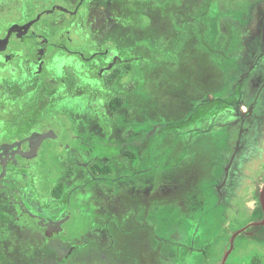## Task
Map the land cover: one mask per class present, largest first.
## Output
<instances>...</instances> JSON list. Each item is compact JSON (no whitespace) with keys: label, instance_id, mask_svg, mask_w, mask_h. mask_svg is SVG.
<instances>
[{"label":"flooded vegetation","instance_id":"af4514ba","mask_svg":"<svg viewBox=\"0 0 264 264\" xmlns=\"http://www.w3.org/2000/svg\"><path fill=\"white\" fill-rule=\"evenodd\" d=\"M152 1L0 0V264H179L186 222L222 195L220 162L257 147L264 0H215L218 33L205 17L201 41L159 33ZM144 25L157 33H130ZM215 70L217 97L194 82ZM209 134L236 145L197 164Z\"/></svg>","mask_w":264,"mask_h":264},{"label":"rangeland","instance_id":"374dc122","mask_svg":"<svg viewBox=\"0 0 264 264\" xmlns=\"http://www.w3.org/2000/svg\"><path fill=\"white\" fill-rule=\"evenodd\" d=\"M38 2L50 6L49 3L55 0ZM162 112L171 114L172 111L170 108L162 111L161 105ZM255 123L259 125L258 122ZM260 131L262 137L254 139L260 135ZM243 136L245 141V135ZM251 137V141L247 140L246 143L250 144L254 139L258 144L253 147L255 150L245 153L250 155L248 162L244 163L242 155L241 161L231 166V170L230 166L225 168L223 161L220 162L215 177L219 183L224 180L222 195L214 192L205 197L203 201L206 203L194 211L193 217L186 222L191 225L189 238L193 241L192 248L176 247L177 263L252 264L256 260L264 263V126H259L258 129L254 126ZM206 138L208 136L203 137ZM166 205L164 203L162 208ZM162 214L168 219L171 217L168 211ZM184 226H180L181 232Z\"/></svg>","mask_w":264,"mask_h":264},{"label":"trees","instance_id":"16d2710c","mask_svg":"<svg viewBox=\"0 0 264 264\" xmlns=\"http://www.w3.org/2000/svg\"><path fill=\"white\" fill-rule=\"evenodd\" d=\"M141 1H147V2H153L152 0H141ZM158 4H160L161 11L158 14V19L161 20H167V22H164V25L159 27L157 29V26L154 25H144L140 27H134V30H131L130 33H139V30H141L143 33H157V30L159 33H166V34H186V33H192V34H197L198 35V40L201 41V36L206 33V23L204 22V18L208 17V20H210V26L213 28V31H210L214 35H217V25H218V19H219V8L218 6L214 3L215 0L209 5L208 7V13L205 15L204 12H202L200 2L202 0H157ZM158 4H156V7L158 8ZM191 4V5H190ZM191 7V12L187 14V11ZM185 8L187 11L185 12ZM153 9V8H152ZM191 19L192 22H186L187 19ZM174 20V21H173ZM173 21V22H172ZM208 27V26H207ZM156 28L157 30H154ZM192 28V30L190 29ZM208 30H211L208 28ZM213 43L215 44L216 38H212ZM220 60H218L215 56H211V54L208 57V63L213 66L215 69L219 66ZM195 65V63H193ZM228 65V66H227ZM233 63L228 62L226 60V71L223 74V77L225 79L226 83L230 82H236L238 79L241 77V74L238 72H230L229 67H232ZM220 73H218L216 70L215 71H210L208 74V80L205 83L201 85V74H196L194 75V82H197L199 84L200 89L204 87L207 88L206 91L208 94H213L215 97L218 96V89L214 84H216L220 80ZM153 80V78L151 79ZM205 84V85H204ZM213 84V85H212ZM212 85V86H211ZM200 92V90H199ZM196 94L195 90V84H194V90H193V96ZM200 96V95H199ZM195 108V105L193 104V109ZM203 140V141H202ZM200 141L199 144L208 146V147H213V149L204 150V153H194L193 156V161L197 162V164H201L203 162L204 157H208L211 159L214 163H219V156L220 153H218V150H214L216 147L219 148L221 146H229V147H234L236 144V139H232L228 137V135H225L224 137V142L223 140L218 138L216 134H209L208 138L203 139ZM198 144V143H197ZM214 150V151H213ZM207 153V154H206ZM218 153V154H217ZM243 155L244 163L248 162L249 156L245 153H240L238 157L235 160V164L240 160L241 161V156ZM233 156V150L229 153L226 154L224 158L225 165H228L231 158ZM252 264H264L261 260H256Z\"/></svg>","mask_w":264,"mask_h":264},{"label":"water","instance_id":"95a60500","mask_svg":"<svg viewBox=\"0 0 264 264\" xmlns=\"http://www.w3.org/2000/svg\"><path fill=\"white\" fill-rule=\"evenodd\" d=\"M262 198H264V191L262 192ZM264 200V199H263ZM263 203H264V201H263Z\"/></svg>","mask_w":264,"mask_h":264}]
</instances>
